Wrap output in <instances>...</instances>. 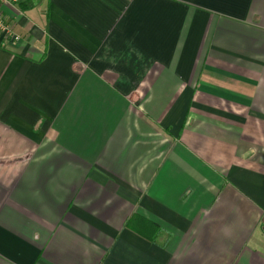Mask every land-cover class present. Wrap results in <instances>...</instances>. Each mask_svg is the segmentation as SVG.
<instances>
[{
  "label": "crops",
  "instance_id": "1",
  "mask_svg": "<svg viewBox=\"0 0 264 264\" xmlns=\"http://www.w3.org/2000/svg\"><path fill=\"white\" fill-rule=\"evenodd\" d=\"M2 11L0 264H264V0Z\"/></svg>",
  "mask_w": 264,
  "mask_h": 264
},
{
  "label": "built area",
  "instance_id": "2",
  "mask_svg": "<svg viewBox=\"0 0 264 264\" xmlns=\"http://www.w3.org/2000/svg\"><path fill=\"white\" fill-rule=\"evenodd\" d=\"M37 2L40 0H0V37L17 42L19 36L15 32L14 25L7 20L2 11L3 7L17 8L22 2Z\"/></svg>",
  "mask_w": 264,
  "mask_h": 264
}]
</instances>
